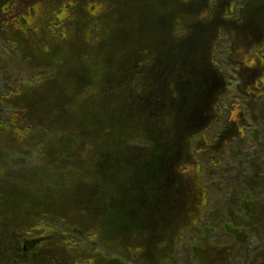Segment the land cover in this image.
<instances>
[{"label": "trees", "instance_id": "1", "mask_svg": "<svg viewBox=\"0 0 264 264\" xmlns=\"http://www.w3.org/2000/svg\"><path fill=\"white\" fill-rule=\"evenodd\" d=\"M46 38L64 49L43 57ZM0 41H19L22 62L38 72L18 80L20 98L53 84L48 106L61 107L96 88L92 118L103 132L88 160L93 178L59 186L0 177V264H185L187 236L190 264H264V0H0ZM222 50L240 103L223 104ZM0 105L2 136L36 120L7 91ZM213 126L248 132L256 145L244 192L228 199L232 224L205 215L193 144ZM253 234L259 243L248 248ZM23 243L37 261H25Z\"/></svg>", "mask_w": 264, "mask_h": 264}, {"label": "rangeland", "instance_id": "2", "mask_svg": "<svg viewBox=\"0 0 264 264\" xmlns=\"http://www.w3.org/2000/svg\"><path fill=\"white\" fill-rule=\"evenodd\" d=\"M49 36V39H53L55 35ZM48 38L45 39L47 48L43 57L45 55L55 57L64 47L56 44L55 39L50 43ZM22 54H24V48L19 41L12 47L0 41V90L7 91L16 111L23 109L29 113L33 112L36 117L35 121L30 122V128H25V124L22 125L19 129L21 131L19 137L13 134L3 136L0 134V177L5 176L6 172V177L15 176V179L28 184L45 182L59 186L70 184L73 178L79 180V174L93 178V168L88 166V160L95 156L100 134L103 133L94 126V117L92 118L94 110L96 111L97 101L95 100L98 96V92L94 90L96 88L86 94L87 98L78 97L74 103L61 107L48 106L55 90V88L51 90L53 84L46 83L43 90L29 92L28 84H25V92L28 94L20 98L21 93L18 88H15L18 80L27 81L31 74L36 76L38 73L22 62L24 61ZM217 55L227 89L223 104H228V101L240 103L241 98L236 92L237 76L229 62L224 60L223 50L222 54L217 53ZM11 93L15 95H10ZM5 109L6 105H0V116L5 113ZM18 114L22 115L20 112ZM217 128L218 126H213L206 132L203 145L200 144V138L195 139L193 145L195 149L199 147L202 150L198 153V157L202 166L203 184L209 194V204L205 210L207 220L210 224L214 218L215 224L220 222L232 224L233 205L230 206L229 213L225 212L228 199L230 197L232 200L231 192L233 191L244 192L239 188L242 172L248 173V161L252 158L256 145L248 132L244 138L240 132H236V129L221 135ZM206 144H209L208 149L204 150ZM81 148H84L85 153H81L83 152ZM211 158L216 161V165H219L218 168L213 167ZM0 184H2L0 186L4 185V180L1 178ZM253 203L250 200L248 204ZM240 222L246 227L243 221ZM234 228H238V225ZM218 229L224 236L223 230L220 227ZM192 243L191 236H187L182 241L180 254L188 258L187 261L183 260L186 261L185 264H190ZM254 243L252 236L248 248H251ZM101 247L108 255L125 260L115 248L104 245ZM245 251L242 249L241 254L243 255ZM236 263L243 264L244 261L238 259ZM178 264H184V262Z\"/></svg>", "mask_w": 264, "mask_h": 264}, {"label": "flooded vegetation", "instance_id": "3", "mask_svg": "<svg viewBox=\"0 0 264 264\" xmlns=\"http://www.w3.org/2000/svg\"><path fill=\"white\" fill-rule=\"evenodd\" d=\"M252 238V237H251ZM253 239L255 240V243L253 244L254 246L255 245H257L258 243H259V238L255 235V234H253ZM251 241V240H250ZM32 246V244H29L28 246H26L25 247V243H23V245H22V248L25 250L24 251V254H25V261H33L34 260V258H33V255L31 254L30 256H29V258H28V248L29 247H31ZM37 256H38V258H39V261L40 260H42V254L39 252V253H37ZM34 261H37V259H35Z\"/></svg>", "mask_w": 264, "mask_h": 264}]
</instances>
